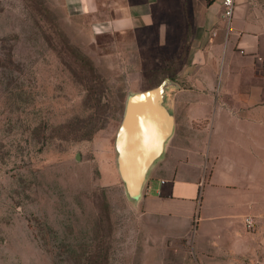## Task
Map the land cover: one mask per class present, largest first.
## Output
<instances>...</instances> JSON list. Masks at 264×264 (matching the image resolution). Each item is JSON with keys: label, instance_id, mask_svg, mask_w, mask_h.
I'll use <instances>...</instances> for the list:
<instances>
[{"label": "rangeland", "instance_id": "rangeland-1", "mask_svg": "<svg viewBox=\"0 0 264 264\" xmlns=\"http://www.w3.org/2000/svg\"><path fill=\"white\" fill-rule=\"evenodd\" d=\"M110 9L72 14L67 0H0V264H264L263 167L232 174L242 189L260 185L249 198L246 190L214 191L204 157L191 152V163L201 166L185 173V155L167 150L151 168L162 165L153 171L154 186L161 178L172 182L177 165L176 179L191 175L205 184L197 201L202 215L210 202L214 212L233 215L198 228L191 220L182 238L174 232L186 230V218L174 215L173 203L164 218L149 213L160 202L155 191L128 197L115 146L127 98L168 79L186 85L192 55L217 31L199 26L197 0H158L148 27L96 29ZM213 38L224 40L222 33ZM226 55L240 57L232 42ZM229 71L203 68L214 98L231 100L256 83L264 102V71ZM173 87L165 100L175 112ZM250 115L264 119V106ZM213 178L224 182L219 172ZM251 198L257 205H248ZM248 215L256 228L247 226Z\"/></svg>", "mask_w": 264, "mask_h": 264}, {"label": "crops", "instance_id": "crops-1", "mask_svg": "<svg viewBox=\"0 0 264 264\" xmlns=\"http://www.w3.org/2000/svg\"><path fill=\"white\" fill-rule=\"evenodd\" d=\"M157 1L67 0V6L72 14H91L98 12L101 6L108 5L111 8V17L97 21L95 28L101 31L124 32L153 24L155 22L153 5ZM197 3L203 20L199 26L215 25L217 31L215 36L222 33L224 40L213 41L212 38H215L213 36L204 50L200 48L195 50L185 74L187 84L181 85L175 82L177 86L173 87L170 100L175 110L176 123L165 152L173 148L172 151L175 154L185 155L186 165H188L183 169L185 173H190V168L194 166H201V164L191 163V152L204 157L210 165L209 182L214 191H218V186L221 185L222 188L230 191L246 190L250 198L248 191L251 192L255 188L261 189L260 185L255 182L242 189L232 174L254 168L260 171L262 167L264 169V119L250 115L251 111L264 106L261 100L263 88L256 83H247V87L243 90L239 89L235 98L232 97L231 100L214 98L213 88L208 84L202 71L206 65L216 69L226 67L230 71L237 66L242 74H247V77H254L258 72L264 71V0H235L234 13L230 19L221 12L222 0H197ZM224 22L226 23L223 25ZM196 39L198 43L203 42V35H197ZM230 42L234 50L240 53L239 58L227 59L226 52ZM219 46H222V54L215 53ZM228 92L227 89L226 93ZM193 93L201 94L203 97L195 98L192 96ZM253 125L259 127L258 133L253 129ZM177 136L183 140V143L171 145V141ZM160 164L149 173L143 192L150 196L151 192L155 191L160 196L158 207L149 210L151 216L167 217L171 213L168 212L171 210L165 208L168 203H173L174 207H177L178 210H174L176 211L173 212L174 215L177 212L184 213L186 230L182 233L174 232L177 237L182 238V235L191 229V220L198 228L200 222L215 221L232 215L214 212L212 202L208 204V214L202 215L203 204L199 203V207L197 201L205 184L191 175L176 179L175 175L179 172L177 165L172 182L161 178V185L154 186L151 183L155 177L153 171L160 170L162 167ZM215 172L223 176V184L215 182L213 178ZM223 201L231 202L233 199L230 197ZM247 202L250 206L257 205L252 198ZM178 227L170 222L169 228L172 231H176Z\"/></svg>", "mask_w": 264, "mask_h": 264}, {"label": "water", "instance_id": "water-1", "mask_svg": "<svg viewBox=\"0 0 264 264\" xmlns=\"http://www.w3.org/2000/svg\"><path fill=\"white\" fill-rule=\"evenodd\" d=\"M171 86L177 83L168 79L127 98L115 146L118 170L130 199L142 196L151 168L173 135L175 116L165 100L166 89Z\"/></svg>", "mask_w": 264, "mask_h": 264}, {"label": "built area", "instance_id": "built-area-1", "mask_svg": "<svg viewBox=\"0 0 264 264\" xmlns=\"http://www.w3.org/2000/svg\"><path fill=\"white\" fill-rule=\"evenodd\" d=\"M224 16L230 19L233 16L235 9V0H222ZM245 222L250 229L256 228V220L254 217L248 215L245 216Z\"/></svg>", "mask_w": 264, "mask_h": 264}, {"label": "trees", "instance_id": "trees-1", "mask_svg": "<svg viewBox=\"0 0 264 264\" xmlns=\"http://www.w3.org/2000/svg\"><path fill=\"white\" fill-rule=\"evenodd\" d=\"M93 132H94V129H92V130L90 131V134L93 133Z\"/></svg>", "mask_w": 264, "mask_h": 264}]
</instances>
